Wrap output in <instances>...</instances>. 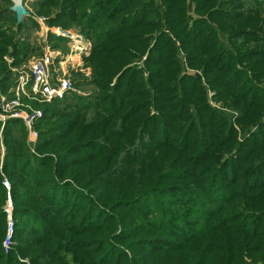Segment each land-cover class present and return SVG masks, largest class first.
<instances>
[{"label":"trees","instance_id":"obj_1","mask_svg":"<svg viewBox=\"0 0 264 264\" xmlns=\"http://www.w3.org/2000/svg\"><path fill=\"white\" fill-rule=\"evenodd\" d=\"M5 2L3 90L37 26ZM35 4L91 38L93 89L36 142L0 123V264H264V0Z\"/></svg>","mask_w":264,"mask_h":264},{"label":"built area","instance_id":"obj_2","mask_svg":"<svg viewBox=\"0 0 264 264\" xmlns=\"http://www.w3.org/2000/svg\"><path fill=\"white\" fill-rule=\"evenodd\" d=\"M43 34L39 38L42 43L40 55H34L29 65L20 69V76L11 93L6 95L0 90V122L5 126L10 118H19L24 121L28 130L30 142H36L38 131L33 128L36 120L42 117L43 112L34 110L31 113L19 112L25 99L41 98L43 101H52L64 98L75 90L72 83V73L82 69L85 63L84 56L91 51V41L72 29L63 26H49L45 16L38 17ZM55 36L56 42L49 34ZM57 43V45H55ZM213 93L210 92V96ZM213 104H215L212 101ZM8 185V182H5ZM7 212L8 232L4 240L6 250L12 244L13 219L12 201L9 199Z\"/></svg>","mask_w":264,"mask_h":264},{"label":"rangeland","instance_id":"obj_3","mask_svg":"<svg viewBox=\"0 0 264 264\" xmlns=\"http://www.w3.org/2000/svg\"><path fill=\"white\" fill-rule=\"evenodd\" d=\"M24 2L26 3L27 7L31 11L32 18L37 22V26H36L35 30H33L31 36L26 39L30 43L31 50H29L28 54L24 58H22L20 63H15V59L11 55L5 56V60H6L7 64H8V70H7L8 71V82H5L7 89L3 90V88H2V86L0 84V90L6 95L10 94L11 90L17 84V81H18L19 76L21 74L20 69H18V68L25 69V68H22V67L28 66L29 65V61L33 58V56L34 55L38 56L42 52V49H41L42 43H41L40 38H39V32H40V35L43 34V32L41 31V24L38 22V17L45 16L47 18V23H49L50 18L54 17L55 14L58 12V7H53V8H51L50 13L39 14L38 13V9H37L36 4H35L37 2V0H24ZM5 5H7L5 0H0V7L1 6H5ZM4 26H6V24ZM49 26H63V25H58V24L57 25H52V24L49 23ZM63 27L68 28V29H72L73 31L81 34L82 36H84L86 38H88L91 41L92 44H91L90 53H88L86 56H84L85 63L83 65V68L82 69H77V70H75L72 73V81H73L72 83L75 86V90H73L70 93H68L62 99L74 96V94L81 95V96H86V95L90 94L92 89H93L92 85L87 83V82H92L91 80H92V77H93V68L90 65V63L88 62V59L92 55L93 42H92L91 38L87 37L83 32H81V28L78 25L63 26ZM49 36L51 38H53L56 42H59V41H57L55 39V36H53L51 33L49 34ZM23 39H25V37ZM55 45H57V43H55ZM138 64H142V61L138 62ZM189 72L190 73H195L194 70H189ZM3 75L4 74L0 75V81L4 80L3 79ZM2 82H4V81H2ZM212 93L214 94V92H212ZM56 100H60V99H56ZM54 102H55V100L43 101L39 97L38 98H30V99L28 98V99L24 100L23 105L18 109V111L21 112V113H23V112L31 113L34 110H38V111L41 110L43 112V114H44V107H47V106H50V105H55ZM10 119H12V118H10ZM36 121L33 124V128H35V130H37L36 127H35ZM23 123H24V121H23ZM4 127L5 126H2V124H1V129H3Z\"/></svg>","mask_w":264,"mask_h":264},{"label":"water","instance_id":"obj_4","mask_svg":"<svg viewBox=\"0 0 264 264\" xmlns=\"http://www.w3.org/2000/svg\"><path fill=\"white\" fill-rule=\"evenodd\" d=\"M11 10L16 13L17 24H20L24 17L31 16V11L24 0H12Z\"/></svg>","mask_w":264,"mask_h":264}]
</instances>
